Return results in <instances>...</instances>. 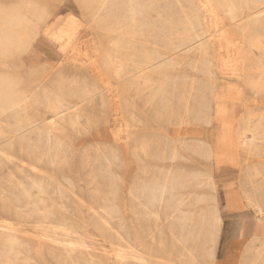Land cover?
<instances>
[{
    "label": "rangeland",
    "instance_id": "1",
    "mask_svg": "<svg viewBox=\"0 0 264 264\" xmlns=\"http://www.w3.org/2000/svg\"><path fill=\"white\" fill-rule=\"evenodd\" d=\"M31 1L46 5L47 13L40 18L0 14V19L15 16L27 35L22 53H0V80L10 84L0 87L15 91L16 102L38 96L28 107L0 113L17 131L0 137V149L15 160L0 162V223H9L6 239L16 242L9 263L4 260L11 247L1 246L0 264H56L49 253V207L43 206V222L36 212L18 215L15 209L26 202L15 200L14 189L17 180L34 179L45 186L52 174L76 187L72 197L59 200L57 207L70 211L62 215L84 221L79 234L100 250L111 246L94 225L98 216L92 214L93 202L113 211V223L126 224L133 238L144 235L145 223L155 229V218H160L155 233L161 229L167 238L169 227L181 222L185 233L209 239L207 258L215 264L251 262L257 249L264 250V213L257 212L258 204L264 209V93H254L245 79L256 74L250 66L257 58L264 62V55L248 52L240 23L231 25L216 0H124L118 11L112 0H0V7ZM99 1L105 20L97 15ZM131 5L144 15L173 16L178 24L169 29L170 24L157 19L155 38L123 36L115 28L127 23ZM184 10L201 19L195 25L203 35L200 40L180 34L190 27L181 21ZM240 13L245 17L250 11ZM15 31L1 22L0 43ZM170 31L178 32L176 38L165 37ZM200 42L209 45L207 52L197 48ZM141 76L151 81L152 92L164 87L162 99L167 98L164 104L171 110L162 109L160 98L148 103L147 95L137 93L131 83ZM50 96L58 97L65 121L53 124L50 138L30 135L53 117ZM186 97L192 114L180 123ZM75 113L79 117L73 122ZM225 135L233 149H225ZM23 138L30 145L27 150L20 148ZM50 144L62 149L68 165H51ZM163 190L165 211L147 214L146 204L159 210Z\"/></svg>",
    "mask_w": 264,
    "mask_h": 264
},
{
    "label": "bare ground",
    "instance_id": "2",
    "mask_svg": "<svg viewBox=\"0 0 264 264\" xmlns=\"http://www.w3.org/2000/svg\"><path fill=\"white\" fill-rule=\"evenodd\" d=\"M123 1L124 0H112V7L114 11H118L119 9L124 7ZM128 1L129 3H134V0ZM216 2L218 8H222L224 10L227 19L231 22V25H236L237 23H240L239 25H237V28L240 31V34L247 41L246 46L248 47V52L251 54L259 52L260 54L264 55V0H216ZM140 5L145 6L144 4ZM103 7L104 3L101 2L97 10V15L98 18L105 20L101 14V10H103ZM245 9L250 11L249 15L243 17V13L238 14V12L243 11ZM188 12L189 11L186 10L182 12L183 16L181 21L184 24L189 25L190 27L186 33L180 34L184 35L186 39L190 41H195L198 39L200 40L203 35L198 34L195 25L198 23L200 24L201 19L198 16L188 15ZM126 14L127 23L125 25L119 23V26H117L115 30L116 32L120 30L121 32L119 33L123 36H129L128 38H155V33L158 31L156 23L157 19L158 22H161L162 24H170L169 29L172 28L174 24H178V20L173 16L166 17L162 13H158V16L156 17L152 16V14L148 11L146 12L147 15H144V13L134 7V5H131L130 10L127 11ZM7 20V22L5 20V25H11L17 30L15 31V36L20 37V42L18 45H16V47L9 46L8 44H4V46H2L0 44V53H22L21 50L23 39H25L27 35H25L26 33L24 34L23 29H20L21 27H19L18 20L15 16H12ZM177 31H170V35L166 34L165 37L176 38V35L178 33ZM196 45L198 49H202L203 51L205 50L207 52L209 50L208 44L200 42ZM256 60L257 62H255L254 65L250 66V70L255 71L256 74L251 77L248 76V78L245 79V83L254 93L261 94L264 93V62L263 60L258 58ZM120 67L121 66H117L116 70H118V68ZM36 68L45 69V67L41 66ZM49 68L53 69L51 67ZM151 69L152 68H150V70ZM206 71L211 74V67L207 66ZM151 84L152 83L148 78L141 76L135 79L131 83V86L137 89L138 94L142 96L147 95L148 103L154 102L158 98H160L161 102H163L162 109L171 110L172 106H167L169 105V103H167V105L164 104L167 98L162 99L165 94V91L163 90L164 87H160L157 91L152 92L153 88ZM4 85L10 84L6 80H0V86ZM15 93L16 92L12 91L11 89L0 87V113L6 111L7 109L13 110L16 106L28 107L30 102L38 98V96H33L32 99L26 98L27 100L25 99L23 103L22 101L16 102L14 96ZM45 98H47V95H45ZM50 98L51 102L54 101V103L50 102L49 106L50 110L53 113V117H51L48 123H44L42 121L36 127L34 126L35 128L29 132L30 135H34L36 137L45 135L46 138H50L49 135L54 133L53 124H55L56 121L59 120L65 121V117L61 116V105L58 97L50 96ZM188 100L189 99H187V97L184 98L182 107V112L184 113V116L181 114V118L179 119L180 123H185V121H188V118L191 117L192 107L190 106ZM203 106H206L205 102H203ZM131 114L132 119L134 120V113ZM74 117L76 118L74 119ZM78 117L79 113H75L70 116L73 122L77 120ZM256 130L258 132L263 133V130L261 128H256ZM10 135H17V131L9 122H6L5 120L1 119L0 114V137H2V139H5L7 136ZM226 138L227 136L225 135V149H233L235 145L234 142H232L228 138L226 141ZM241 144L243 143L238 141V145L242 147L247 146V144ZM29 147L30 145L26 142V139H21V150H27ZM48 147L51 153L49 160L51 165H68L67 157L63 153H61L62 149L60 147L57 148L52 146L51 144L48 145ZM164 153L165 152H163V154ZM9 158H12L10 153L6 152V149L1 148L0 162L3 160L14 163L15 160H11ZM112 160L109 161V164L113 163ZM18 168L20 169V167ZM29 180H17L16 188H14L18 191L15 200L17 202H19V200H23L26 202V204L21 207L20 210L15 209L14 207H12V205L5 206L9 210L15 209L18 215L22 217L27 215L30 216L31 214L36 212L41 216V222H43V206L49 207L47 227L49 239V253L51 258L56 262V264H215L213 261L207 258V254L209 253V248L207 246L209 239L202 236L200 238H194L190 234L185 233L181 222L176 228L174 226L169 227V237L167 238L165 237V234L161 231V229L159 234L155 233V229L160 228V218H155L153 220V226L155 227V229L149 226V224L145 223L144 227L146 228V230L144 235L133 238L128 233L129 227L126 226V224L113 223L114 218H110L112 214H115L113 211H110L105 206L103 207V205L98 202H93L91 203L92 214L98 216V218L94 221V225L98 232L105 238V240L108 239L111 246L110 251L100 250L91 238H89L88 236H81L79 234L78 228H85V226L81 225V222L84 221L74 222V220H72L71 218L62 215L70 212L65 206H61L59 208L57 207L60 203L59 200L67 199L69 196H73L76 187L73 186L71 180L65 177L59 179L58 176L53 174L50 175L48 182L45 186H43L34 179ZM93 182H95L94 179ZM94 191L97 192L98 189L95 188ZM164 194L165 191L164 193H161L158 207L159 210L155 211L151 209L148 204L144 205L145 212L147 214H154L155 216H158L160 213L165 211V203L163 197ZM93 195L95 196V192ZM45 196H48L47 200L44 199ZM4 198L5 197H2L1 199L3 200ZM132 212L135 214L137 213L135 210H133ZM257 212L259 213V215H263L264 209L262 205H257ZM60 215H62L63 217H59ZM44 217L46 220V212ZM72 222L76 223L77 227ZM141 222L147 221L145 219H141ZM7 224L9 223H0V248L4 244L10 245L11 249L8 250V255L4 260L6 263H9L11 259V250L12 247H14V245L16 244V242L12 237H8V239H6L8 234H5L7 232L4 233V230L8 229V227L6 226ZM41 227H43V225ZM256 240L260 242L259 238H256ZM263 255L264 250L257 249L256 255L251 260V262H247L246 260H244L241 264H264Z\"/></svg>",
    "mask_w": 264,
    "mask_h": 264
},
{
    "label": "crops",
    "instance_id": "3",
    "mask_svg": "<svg viewBox=\"0 0 264 264\" xmlns=\"http://www.w3.org/2000/svg\"><path fill=\"white\" fill-rule=\"evenodd\" d=\"M19 3H20V6L17 5ZM19 3H16L15 5L9 6V7H0V14L13 15V14H19V13H29V14H32V15H36L37 18H40L41 15H44V14L47 13L46 5H42L38 1H31L28 5H26L27 3L24 4L23 2H19ZM22 4H24L26 6H22ZM22 9H24V11H20ZM5 20H6V22L8 21L7 19H0V23L2 22L5 25ZM5 26H7V25H5ZM7 27L11 31L13 30V27L11 25H9ZM9 35H10L9 38H7L8 40H6L7 42L0 43V44L2 46H4V44H8L9 46L16 47V45L19 44L18 38L17 37L15 38V36H13L12 32ZM14 39L16 40V42H14ZM8 41H12V42H8ZM226 249H227V246H226ZM239 252H238V254H239Z\"/></svg>",
    "mask_w": 264,
    "mask_h": 264
}]
</instances>
